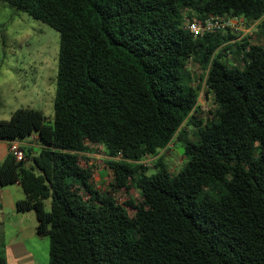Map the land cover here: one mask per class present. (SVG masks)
Returning <instances> with one entry per match:
<instances>
[{"label": "trees", "instance_id": "16d2710c", "mask_svg": "<svg viewBox=\"0 0 264 264\" xmlns=\"http://www.w3.org/2000/svg\"><path fill=\"white\" fill-rule=\"evenodd\" d=\"M0 4L58 34L52 121L33 109L0 120L1 141L35 134L42 145L21 162L7 153L0 187L21 188L14 209L33 212L47 264H264V0ZM207 16L255 23L257 40L184 29ZM203 87L215 106L205 123L192 115ZM174 137L184 162L169 174L159 153ZM98 146L112 174L102 191L79 164ZM129 190L138 203H118Z\"/></svg>", "mask_w": 264, "mask_h": 264}, {"label": "rangeland", "instance_id": "374dc122", "mask_svg": "<svg viewBox=\"0 0 264 264\" xmlns=\"http://www.w3.org/2000/svg\"><path fill=\"white\" fill-rule=\"evenodd\" d=\"M248 28H250V30H248L247 33L250 34L247 36L250 38V42L254 43L258 37L256 26L250 27V25H243L240 27L241 30H246ZM0 32L2 37L4 36V44L2 42L0 45L1 98H4L5 88H7V86H4L3 83H6V79L13 75V69L16 67L27 66H30L34 69L36 68L35 70L39 72V74H36V76L45 78L50 77L49 91L50 96L52 97V90L54 86L53 80L55 79L56 75L58 34L45 24L29 18L25 14L15 13L14 10L4 4H0ZM187 69L193 81L192 85L194 86L196 83H199L201 72L198 67L193 63H189ZM18 76L23 78L22 74H19ZM28 83L26 86L29 88ZM19 84L15 86V92H21L22 89L18 87ZM200 91V98L197 97L196 99L195 112H193L192 115L196 117L197 121L205 123L206 119L210 118L209 113H213L215 106L212 102L211 95L207 93L205 94V88H201ZM46 103L47 102L41 106L35 105L38 106L35 108L41 110L45 122L50 123L52 121V104L46 105ZM183 130L186 133V138L192 139L194 128L191 126H183ZM184 140V138L179 140L177 137H174L170 143V146L159 153L160 163L164 165L166 171L169 174H175L184 162V157L182 156ZM106 160L107 158L103 153V149L99 146L94 147V151L92 153L79 155V164L82 167H89L92 184L94 185L95 189L99 191L105 189L112 177L110 169H108L105 164ZM154 163L155 158L150 157L145 158L142 161V164L148 169V173L153 172ZM24 166H29V162H24ZM115 199L118 201V203H123L126 200H129L134 204H137L139 201V196L135 191L129 190L124 195L117 194ZM43 205L44 209L48 211L49 201L45 200ZM125 209L128 216H132L133 210L129 207H126ZM12 236L13 233L11 229L9 227L5 228L3 236L4 244ZM36 244L37 252L35 253V264H47V238L37 236ZM25 246L30 251L31 245L28 241L25 242Z\"/></svg>", "mask_w": 264, "mask_h": 264}, {"label": "crops", "instance_id": "0c3cea01", "mask_svg": "<svg viewBox=\"0 0 264 264\" xmlns=\"http://www.w3.org/2000/svg\"><path fill=\"white\" fill-rule=\"evenodd\" d=\"M251 26H255V23ZM248 30L250 28L233 31L237 33L241 31L239 37H242L249 34L247 33ZM35 69L30 66L16 67L12 71L13 75L6 79V83H3L7 88H5L4 98H1L0 94V120L8 119L10 114L17 109L38 110L35 107L41 106L45 102H47L46 105L52 104L54 86L51 97L49 91L50 77L36 76L39 72ZM19 74H22L23 78L18 76ZM27 83L29 88L26 86ZM54 83L55 79L53 85ZM17 84L22 89L21 92L14 91ZM38 111L42 113L41 110ZM9 143H16L23 154L26 153V155L31 156L36 155L42 147L35 134L21 140H0V162L8 153ZM23 198L24 194L17 184L10 185V187H0V250H2L6 264H35L37 235L35 233L36 220L34 214L33 212L18 213L14 209V202ZM7 227L11 229L13 236L4 244L3 236ZM26 241L31 245L30 251L25 246Z\"/></svg>", "mask_w": 264, "mask_h": 264}, {"label": "built area", "instance_id": "2783aa9c", "mask_svg": "<svg viewBox=\"0 0 264 264\" xmlns=\"http://www.w3.org/2000/svg\"><path fill=\"white\" fill-rule=\"evenodd\" d=\"M243 25H245L244 20L242 18H236V17L229 19H222L215 16H207L201 21L195 18H190V19L186 18L183 22L184 29L187 30L189 33H191L193 37H198L204 34L215 33L225 29H231V30L240 29V27ZM198 97L200 98V93ZM8 153L17 162H21L24 159L23 153L20 147L16 143H9Z\"/></svg>", "mask_w": 264, "mask_h": 264}]
</instances>
